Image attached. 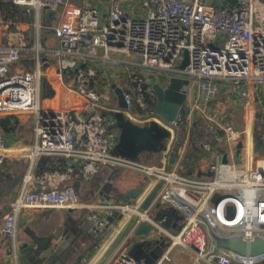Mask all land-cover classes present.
<instances>
[{"label": "built area", "instance_id": "built-area-1", "mask_svg": "<svg viewBox=\"0 0 264 264\" xmlns=\"http://www.w3.org/2000/svg\"><path fill=\"white\" fill-rule=\"evenodd\" d=\"M0 1L19 8L24 17L18 21L0 17V167L7 157L1 119L11 117L14 122L22 115L33 117L35 124L32 166L43 157L78 163H70L65 172L46 173L34 187L23 189L0 219V235H17L24 209L88 208L86 220L99 238L112 226L108 217L119 211L126 221L137 216L134 227L147 223L168 238L154 264L171 263L174 247L182 249L191 264H264V253L244 256L218 248L214 239V235L264 239V114L258 116L252 143L245 130L214 122L212 135L196 146L210 153L227 142L239 147V160L231 164L218 154L209 174L195 176L183 172L182 161L168 168L171 146L163 151L161 165L116 155L120 134L110 129L111 111L104 114L92 108L95 104L106 109L102 103L108 104V92L114 93L110 82L117 81L126 108L114 111H122L133 122L157 121L171 131L174 140L182 117L179 114L169 123L154 112L155 84L167 88L172 78L189 80L186 103L191 91L194 97L187 116L198 113L208 121L213 118L206 102L216 100L222 88L233 99L256 96L264 87V0H85L79 6L72 0ZM59 8V22L47 27V16ZM46 31L56 39L55 45L44 44ZM186 53L188 63L183 67ZM52 66L57 68L49 70ZM51 80L58 89L66 85L75 99L65 106L56 99H44L43 83ZM257 139L262 142L258 152ZM110 167L160 184L153 206L141 211L145 199L140 197L130 203L104 200L83 205L74 180L88 184ZM158 206L181 213L180 232L162 227L163 222L149 215ZM109 261L147 264L143 256L121 251Z\"/></svg>", "mask_w": 264, "mask_h": 264}, {"label": "crops", "instance_id": "crops-1", "mask_svg": "<svg viewBox=\"0 0 264 264\" xmlns=\"http://www.w3.org/2000/svg\"><path fill=\"white\" fill-rule=\"evenodd\" d=\"M60 20V19H59ZM58 20V22H59ZM57 22V23H58ZM44 24L47 27H54L52 23L51 15L47 16ZM49 32V30H48ZM46 31L43 42L46 45L51 37L54 39V43L50 45L56 44V39L53 35L49 34ZM57 67L52 66L49 70H55ZM50 84L52 91L54 92L51 97L47 98L50 100L59 101L60 105L65 106L71 102V100L75 99L65 87H59L56 85V82L46 81ZM111 85L115 88L117 87V81H111ZM111 93L112 96H116L117 105L114 107H110L109 103L107 104L105 101L103 104V109L101 110V105H92L93 110L102 111L104 114H108L111 112H122V111H114V109H120L118 105V97L115 93ZM119 89V88H118ZM112 92V91H111ZM188 103L184 105L182 123L176 131L175 139L173 140V135H171L170 139L167 141V146H171L173 148V152L170 153L168 168L172 169L176 166V164L180 161L184 164V171L186 174L195 175V176H205L210 172V166L214 163L215 157L218 154H222L224 158V162L226 159H229L231 164L236 163L239 159V147L229 146L227 142H224L217 149H214L210 153H206L202 150V148L196 146V142L202 140L207 135H212V127H214V122L217 124H234L241 130H245L247 132V141L249 137L254 140L256 138V129H257V119L258 116L264 114V87L256 93V96L253 95L249 98V100H240L233 99L230 94H228L227 89L222 88L218 98L213 101L206 102V110L209 113V116L213 118L212 121H208L205 118L199 116L198 113H194L193 117L187 116V113L190 112L189 107L192 104L194 93L191 91L189 93ZM73 98V99H72ZM108 106V110L107 107ZM123 113V112H122ZM137 120L136 117L133 118ZM132 120V119H131ZM133 121V120H132ZM135 122V121H134ZM11 123L15 124V121ZM135 123L140 125L142 124L140 121H136ZM13 125V124H12ZM113 130V129H112ZM220 135L224 134L223 131L219 132ZM6 149L4 152L6 153V163H4L0 167V218H2L6 213L9 212L11 203L14 199L19 195V193L23 189H27L30 187H34L37 184L38 171L40 167L43 166L44 163L53 160L57 166L60 165V161L65 163L66 167L70 165V163H75L67 158L63 157H43L39 159L32 166L31 153L33 151V147L36 143V132H35V124L33 117L31 116H19L17 117V124L14 126V130L6 135ZM232 147V148H230ZM155 156L154 162H142L145 164L152 165H161L160 159L162 158L164 152H151ZM243 153V151H242ZM245 153V152H244ZM198 154V156H196ZM242 154L241 156H243ZM46 159V162L42 163L40 166L39 163ZM128 171V170H127ZM127 173L124 174L123 169H108L103 168L100 173L88 184L81 183L80 193H77L83 201V205L89 204H99V200L101 197V191L105 187V182L108 181L109 176L117 177L115 184L120 188L121 193H124L126 189H134V188H143V193L139 196L138 200L146 199L149 193L158 185L156 181L149 179L139 173ZM28 179H30L28 181ZM76 178L75 180H77ZM74 180V181H75ZM28 181V182H26ZM74 183V182H73ZM85 188V189H84ZM85 190V191H84ZM153 206V203L152 205ZM156 208V207H155ZM166 208V207H165ZM156 212L158 211L155 210ZM90 212L88 208L81 209H58V208H28L24 209L18 219V232L17 235L14 236H4L0 235V264H6L7 262V250L16 243L17 238L23 237V231L27 226L35 227L38 235L40 236H48L54 233L55 231H61L65 229L66 225H72L70 222L74 220L77 226H71L78 230V234L85 241V245H83L84 251L88 255H91L92 249L95 248L97 236L94 233L91 225L86 220V215ZM169 218L171 220V228L172 231L178 233L182 229V221L178 219V213H170ZM25 220H28L27 223L23 224ZM168 221L167 219H163L162 222ZM127 222L124 221L120 228H115V230L110 235L109 240H106L103 245H100V250L89 256H85L84 258L87 260V264H97L99 260L106 253L108 248L110 247L112 241L119 235L122 227ZM179 227H181L179 231ZM156 236L151 235L148 237L150 239L162 237L163 239L168 238L164 236V233L158 231L156 228L155 232ZM133 235L132 231L129 233L128 238L125 239V242ZM146 238V239H148ZM147 248H145L146 250ZM167 249V248H166ZM131 252L130 247H126L124 245L120 246L117 252ZM171 263L166 264H191L192 259L187 257L182 249L179 247H174L171 251ZM146 260V259H145ZM147 261V260H146ZM110 262V261H109ZM108 262V263H109ZM78 263V262H77ZM107 263V264H108Z\"/></svg>", "mask_w": 264, "mask_h": 264}, {"label": "water", "instance_id": "water-1", "mask_svg": "<svg viewBox=\"0 0 264 264\" xmlns=\"http://www.w3.org/2000/svg\"><path fill=\"white\" fill-rule=\"evenodd\" d=\"M186 59L183 63V67L188 63V54L186 53ZM189 80H183L180 78H172L167 88L154 85V91L156 93L158 103L153 108L154 112L163 118L166 122L173 123L179 116L183 105L187 102V88L189 87ZM114 87V86H113ZM115 93L118 97V105L121 110L126 108L123 100V95L120 89L115 88ZM53 91L49 83H43V98L47 99L53 95ZM113 123L110 125V129L117 130L120 134L119 143L114 149V153L128 160L138 162L140 157L146 152H161L167 149V141L170 139L172 133L169 129L163 127L157 121H150L146 125H140L131 120V118L122 112H110ZM255 151L258 152L262 146L260 139H257ZM8 145V143H6ZM46 162L43 159L38 166ZM110 169L114 170L113 167ZM119 176H109L108 181L105 182V187L101 191L100 203L104 200L114 203L118 201L132 202L143 193V188L126 189L124 193H121L120 188L115 184ZM81 180L77 179L73 183V187L77 193H80ZM160 184H158L149 193L145 199L140 210H146L150 207L154 200L157 190ZM170 213H178L181 221L183 216L179 211L172 207H160L156 212V222H162L163 219H167L161 224L162 227L167 229L171 228ZM137 216H133L129 221L125 220V217L119 211H114L108 220L111 222V227L101 237L96 239V247L92 249V254L100 250V245H103L106 240H109L110 235L115 228H120L122 223H127L122 227L119 235L112 241L110 247L99 260L97 264H107L109 260L116 254V251L120 246L124 245L130 247V251L143 256L147 261V264H154L157 261L166 245L162 237L153 239H140L139 236L147 235L152 232V225L147 223H140L137 227H134ZM25 220L23 224L27 223ZM72 225H66L62 234L61 231H55L48 236H40L35 227L27 226L23 231V237L17 238L16 243L7 250V262L6 264H77L85 256H89L83 249L85 241L78 234L76 228L71 226H77L74 220L70 222ZM179 231L181 227L178 228ZM132 231L133 235L128 238L129 233ZM217 238L224 241H229L231 246L226 248L221 246L217 242ZM218 248H224L232 250L244 256H255L264 253V239L256 238L253 241H245L242 237L232 238H220L214 235ZM145 248H147L145 250ZM88 260V258H87Z\"/></svg>", "mask_w": 264, "mask_h": 264}, {"label": "trees", "instance_id": "trees-1", "mask_svg": "<svg viewBox=\"0 0 264 264\" xmlns=\"http://www.w3.org/2000/svg\"><path fill=\"white\" fill-rule=\"evenodd\" d=\"M0 17L3 18L5 21H8L10 19L15 20H23L24 17L22 13L20 12L19 8L10 5L5 4L0 1ZM180 114H183V111L180 112ZM261 116V115H260ZM11 117H7L5 119H1V126L3 133L6 137L7 134L12 132L14 130L15 124H17V118L15 119V124L11 123ZM13 124V125H12ZM198 156V154H196ZM6 163V161H5ZM54 161L50 160L47 163H44L42 167H40V170L38 171V177H42L46 173H53V172H65L67 170V167L62 160L59 162L60 165L53 164ZM1 219V218H0Z\"/></svg>", "mask_w": 264, "mask_h": 264}, {"label": "rangeland", "instance_id": "rangeland-1", "mask_svg": "<svg viewBox=\"0 0 264 264\" xmlns=\"http://www.w3.org/2000/svg\"><path fill=\"white\" fill-rule=\"evenodd\" d=\"M72 2H73V4H75L76 6H79V5H82L83 3H85V0H72ZM51 15V18H52V23L53 24H57V22H58V20H59V18H60V16H61V8H59L57 11H56V13H51L50 14ZM24 27H26V26H24ZM29 28V27H28ZM11 31H13L14 29H10ZM29 32H31V34H33V32H34V28H31L30 30H29ZM52 43H54V39L51 37V39H50V41L46 44V45H50V44H52ZM55 80H57L56 78H54ZM112 88H113V85L111 86ZM108 94H109V96H110V101H108V103H109V106L110 107H114V106H116L117 105V98H116V96H112L109 92H108ZM136 116L137 117H142V115L141 114H136ZM249 143H252V139L249 137ZM154 160H155V156L151 153V152H146L145 154H143L141 157H140V161L141 162H154ZM123 172H124V174H127V173H131L130 171H127V170H125V169H123ZM132 175H133V173H131ZM85 189V188H84ZM85 191V190H84ZM218 197V196H217ZM216 197V198H217ZM161 206H158V207H156V208H154V209H152L150 212H149V215L151 216V217H153V218H155V215H156V211L155 210H157L158 208H160ZM155 232H156V227L155 226H153L152 227V232L151 233H149V234H147V235H142V236H139V238L140 239H146V238H148V237H151V235H154V236H156V234H155ZM216 240V239H215ZM168 242H169V240H167L166 238H164V243L165 244H168ZM217 242L221 245V246H224V247H226V248H229L230 246H231V243L229 242V241H224V240H220V239H218L217 238Z\"/></svg>", "mask_w": 264, "mask_h": 264}, {"label": "flooded vegetation", "instance_id": "flooded-vegetation-1", "mask_svg": "<svg viewBox=\"0 0 264 264\" xmlns=\"http://www.w3.org/2000/svg\"><path fill=\"white\" fill-rule=\"evenodd\" d=\"M185 104H186V103H185ZM185 104H184V105H185ZM184 105H183L182 109L184 108Z\"/></svg>", "mask_w": 264, "mask_h": 264}, {"label": "bare ground", "instance_id": "bare-ground-1", "mask_svg": "<svg viewBox=\"0 0 264 264\" xmlns=\"http://www.w3.org/2000/svg\"><path fill=\"white\" fill-rule=\"evenodd\" d=\"M249 146L251 147V144Z\"/></svg>", "mask_w": 264, "mask_h": 264}]
</instances>
